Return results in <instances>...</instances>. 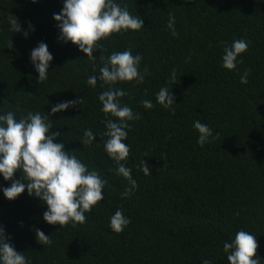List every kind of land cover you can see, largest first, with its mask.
Segmentation results:
<instances>
[{"label": "trees", "instance_id": "1", "mask_svg": "<svg viewBox=\"0 0 264 264\" xmlns=\"http://www.w3.org/2000/svg\"><path fill=\"white\" fill-rule=\"evenodd\" d=\"M116 2L140 16L144 29L102 39L103 51H94L91 60L58 40L53 14L61 11L63 0H0V114L12 111L19 119L44 112L52 131L61 133L54 143L64 144L65 151L107 181L104 200L76 227L48 225L46 206L27 190L14 201L0 192L6 238L29 264H202L204 259L228 264L223 242L244 230L257 237L264 264V0ZM170 14L176 37L167 28ZM12 17L21 33L11 30ZM237 39L246 40L248 50L229 71L222 67L223 49ZM41 42L53 61L47 80L37 83L30 52ZM128 48L141 55L139 70L148 69L144 82L110 86L100 81L103 60ZM245 70L248 83L242 85ZM91 75L97 76L95 87L86 83ZM165 85L173 93L171 109L156 102ZM109 87L125 91L122 105L139 114L128 121L124 141L130 151L122 163L132 169L137 184L127 198L122 193L130 185L116 175V164L104 150L106 114L98 96ZM81 98L80 105L51 114L52 105ZM144 99L154 107L145 110ZM195 120L213 131L203 147ZM86 129L96 135L90 146L82 145ZM141 160L151 175L140 170ZM10 183L0 177V188ZM117 209L131 221L121 233L109 228ZM37 229L51 243L40 244Z\"/></svg>", "mask_w": 264, "mask_h": 264}, {"label": "clouds", "instance_id": "2", "mask_svg": "<svg viewBox=\"0 0 264 264\" xmlns=\"http://www.w3.org/2000/svg\"><path fill=\"white\" fill-rule=\"evenodd\" d=\"M31 2L36 3L37 0ZM53 20L57 24L59 42L71 43L91 60H95L94 51H103L102 45L98 43L102 39L114 33L144 29L141 17L130 14L127 5L122 6L116 0H63L62 9L53 14ZM9 23L12 31L22 32L16 18L12 17ZM175 23V17L170 14L167 28L173 37L178 35ZM29 27L35 30L31 25ZM23 35L27 38L28 32H23ZM247 50L246 40H234L230 47L223 49L222 67L229 71L235 70L237 63L243 62L238 58ZM141 60V55H133L130 48L113 52L99 68V80L110 86L117 82L143 83L148 69L145 67L143 72L139 70ZM52 61L53 56L46 43L41 42L31 50L30 63L38 73L37 83L47 80ZM174 78L173 71V81ZM86 83L95 87L97 76H89ZM240 83H248L247 70L241 76ZM125 95L127 93L122 89L109 87L98 96L101 111L106 114L103 135L107 139L104 150L116 164V175L123 177L130 185L122 193V198L130 196L137 187L132 169L122 162L127 161L130 151L124 142L127 139L128 121L139 119L138 113L122 105L120 98ZM156 102L165 109H171L175 104L173 93L166 85L156 94ZM81 103L82 98L59 102L51 106V114L66 111ZM141 104L145 110L154 107L148 99L142 100ZM107 114L115 119L109 118ZM52 128L51 120L44 112H28L19 119L12 111L0 114V177L6 182L11 181L10 186L0 188V192L8 201H14L27 190L30 197L39 199L46 206L43 220L48 225H59L61 228L71 223L72 227H76L86 223V213H91L94 206L104 200L103 189L107 181L95 170L90 171L74 152L65 151L64 144L54 143L61 133L53 132ZM193 128L198 132L197 143L201 147L211 142L213 131L207 124L195 120ZM95 139L93 131L86 129L82 145L90 146ZM139 167L145 176L151 175L152 169L144 160L140 161ZM17 172L20 173V179L14 180L13 176ZM130 223L123 211L117 209L110 217L109 228L121 233ZM35 236L40 244L51 243L50 237L38 229L35 230ZM257 249V237L244 230L237 231L230 242H223L228 264H261ZM0 264H29L25 255L17 252L6 238L3 226H0ZM202 264L212 262L204 259Z\"/></svg>", "mask_w": 264, "mask_h": 264}]
</instances>
